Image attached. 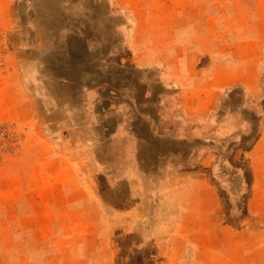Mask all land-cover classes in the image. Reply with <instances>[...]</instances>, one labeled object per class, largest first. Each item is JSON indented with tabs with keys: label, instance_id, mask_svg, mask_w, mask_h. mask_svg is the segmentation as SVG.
I'll use <instances>...</instances> for the list:
<instances>
[{
	"label": "rangeland",
	"instance_id": "rangeland-1",
	"mask_svg": "<svg viewBox=\"0 0 264 264\" xmlns=\"http://www.w3.org/2000/svg\"><path fill=\"white\" fill-rule=\"evenodd\" d=\"M110 1L125 35L103 61L110 72L133 79L138 65L157 67L153 94L187 93L194 79L218 75L222 125L213 131L206 118L199 131L218 198L202 215L158 212L170 176L186 155L192 170L202 145L138 149L125 126L148 103L119 118L112 96L148 87L56 86L52 49L36 45L34 0H0V264H264V121L251 116L264 113V0ZM87 8L69 9L68 20H85Z\"/></svg>",
	"mask_w": 264,
	"mask_h": 264
},
{
	"label": "crops",
	"instance_id": "crops-1",
	"mask_svg": "<svg viewBox=\"0 0 264 264\" xmlns=\"http://www.w3.org/2000/svg\"><path fill=\"white\" fill-rule=\"evenodd\" d=\"M34 2L38 7V21L43 22L38 25L35 32L36 45L41 47L42 42L45 41L43 46L52 49V52L47 51V53L53 55L50 62H53L52 68L56 72V86L90 87L113 84V82L118 87L120 85L125 87L130 84L136 85L137 88L141 85L147 86L146 90L148 92L143 97L139 94L125 93L124 88H120L121 92L116 91L118 94L116 97L112 96L120 104V111L117 113L119 118L128 116L124 113L127 108H139L142 101L148 103L143 111L138 112V115L132 113V116H130L131 121L128 125H124L125 127H131L134 138L135 133L139 134V136H136L139 142L138 149H151L155 140H158L160 144H164L161 145L162 153L170 148L181 150L182 147L181 145L177 146L179 144L177 142L185 141V143H188V140H190L191 143L195 142L197 144L196 146H190L191 148L189 147L188 151L197 149L198 144L202 145L200 160L193 168L194 170H185L187 162L191 158V156L186 155L182 160L184 168L180 167L170 176L169 185L160 195L157 206L160 213H181L185 209L184 211L192 215L205 214V208L213 207L215 199L218 198L217 191L211 183L213 180L206 173L209 170L212 152L208 154L205 152L204 133L199 132L201 126L204 127L206 118L210 121L209 125L213 131L216 128L219 129L222 125L220 105L216 107V101L219 99L220 94L215 89L216 86L219 87L221 84L217 80L218 75L215 74V71L206 82L194 79L192 88L186 90L187 93H184L185 90L180 88L181 92L153 94L151 86L157 84L159 76V74L157 75V67H147L144 68L146 70L141 72L142 68L138 65L135 68L134 78L129 79L128 73L126 75V69L112 68L114 70L110 72L109 66L103 63L107 54L112 52L117 55L125 43L124 31L120 29L122 27H119L116 22L114 24L116 17L110 14V0H72L69 9L72 11L74 7L76 14L81 12V9H78L79 6L86 5L88 7L86 10L82 9L86 13L80 14V17L85 20L78 19L75 22L68 20L70 16L69 9H62L60 0H34ZM59 18L64 20L63 25H61ZM56 21H58L57 24ZM67 29L71 33L62 35V31ZM38 53H41L40 48L37 50ZM28 54H31L28 48L22 49L18 54L20 62L26 64ZM40 59L42 58L38 56L37 60L40 61ZM110 74L113 80H110ZM169 75L171 78L166 79L165 84H171L172 81L176 80L172 76L173 73L165 72L166 78ZM166 86L172 85L167 84ZM122 91L124 93L121 95ZM106 108V111H110L109 105ZM177 114L182 117L184 124L194 125L192 129L188 130L187 126H183V123L178 126L176 122L172 121V118ZM262 115L264 113L251 111L252 119L259 117L260 121H264L261 119ZM228 117L229 120L235 119L234 115ZM123 121L125 120L123 119ZM262 129H264V125H262L260 133ZM164 135L168 136L165 142L162 141ZM220 141L219 145L226 143ZM231 141H235V139ZM167 142H170L169 145ZM232 148H235V145ZM206 149L211 151L209 147ZM167 154L176 156L178 152H168ZM205 187L209 189L206 190ZM211 201L212 204H208Z\"/></svg>",
	"mask_w": 264,
	"mask_h": 264
},
{
	"label": "trees",
	"instance_id": "trees-1",
	"mask_svg": "<svg viewBox=\"0 0 264 264\" xmlns=\"http://www.w3.org/2000/svg\"><path fill=\"white\" fill-rule=\"evenodd\" d=\"M222 145H223V146H226V144H225V143H223ZM228 147H229V146H228ZM231 147H233V145H231ZM218 156H219V155H218Z\"/></svg>",
	"mask_w": 264,
	"mask_h": 264
},
{
	"label": "bare ground",
	"instance_id": "bare-ground-1",
	"mask_svg": "<svg viewBox=\"0 0 264 264\" xmlns=\"http://www.w3.org/2000/svg\"><path fill=\"white\" fill-rule=\"evenodd\" d=\"M35 68H37V67H35Z\"/></svg>",
	"mask_w": 264,
	"mask_h": 264
}]
</instances>
